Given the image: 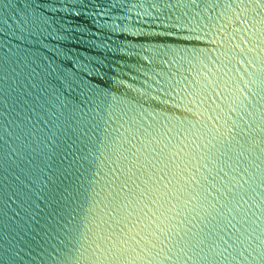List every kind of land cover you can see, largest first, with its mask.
Wrapping results in <instances>:
<instances>
[{"label":"water","instance_id":"water-1","mask_svg":"<svg viewBox=\"0 0 264 264\" xmlns=\"http://www.w3.org/2000/svg\"><path fill=\"white\" fill-rule=\"evenodd\" d=\"M0 264H264V0H0Z\"/></svg>","mask_w":264,"mask_h":264}]
</instances>
